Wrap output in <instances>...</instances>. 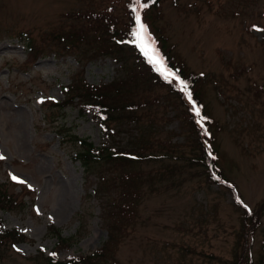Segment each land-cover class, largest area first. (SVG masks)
<instances>
[{"label": "rangeland", "instance_id": "374dc122", "mask_svg": "<svg viewBox=\"0 0 264 264\" xmlns=\"http://www.w3.org/2000/svg\"><path fill=\"white\" fill-rule=\"evenodd\" d=\"M93 1L0 0V187L25 202L23 209L1 211V226L24 232L26 238L13 250L9 244L4 246L0 264H35L27 257L38 250L47 254L55 247L49 224L65 237L78 238L70 248L58 249L59 259L90 254L108 239L100 212L106 194L87 197L93 194L98 177L73 159L75 146L57 130L64 128L66 135L74 133L96 147L109 142L112 132L124 146L129 135L139 134V126L120 124L123 119L111 121L112 128L107 130L93 118L92 110L80 113L74 104L56 113L48 102L40 104L36 99L43 95L61 100V87L78 77L91 84L110 83L121 74L120 63L110 55L78 63L70 55L40 54L26 64L27 48L17 37L23 33L24 39L30 37L41 45L45 33L66 28L73 21L64 14ZM159 2L157 8L147 11L143 22L147 29L161 31L189 70L205 77L203 100L222 126L216 142L219 164L245 203L257 205L264 197V115L254 95L257 89L264 92V0ZM249 24H255L251 32ZM128 90L124 98L134 102L157 94L161 98L159 104L135 111L141 120L139 131L148 130L147 119L157 116L153 129L148 130L151 139L161 140L172 132V141L184 142L181 121L167 119L178 112L174 105L169 107L175 98L165 100V90L157 86L147 92ZM160 118L164 119L160 122ZM163 160L175 168L161 179L152 177L160 161L135 164L134 169L143 176L136 222L119 243L116 261L109 264H223L231 255L236 239L233 231L239 225V209L231 195L217 185L205 184L197 174L191 175L196 170L184 160ZM9 175L25 183H14ZM150 176L152 183L146 181ZM23 187L30 194H24ZM262 212L264 223V209ZM260 240L258 232L256 257ZM203 253L218 259L209 261Z\"/></svg>", "mask_w": 264, "mask_h": 264}, {"label": "trees", "instance_id": "16d2710c", "mask_svg": "<svg viewBox=\"0 0 264 264\" xmlns=\"http://www.w3.org/2000/svg\"><path fill=\"white\" fill-rule=\"evenodd\" d=\"M141 3L148 4L147 8L139 9L141 17H146L147 11L157 8L160 2L151 0L149 3V0H141ZM136 8L132 0H105V2L94 0L85 8L64 14L73 21L66 28L61 27L45 33L44 35H47L41 38V45H36L30 37L24 39L23 33L17 36L27 48L26 64H30L31 60L40 54H53L56 57L70 55L75 57L78 63L89 59H102L110 55L120 63L121 74L110 83L94 85L78 77L70 84L61 87L64 94L61 100H48L40 96L38 98L40 104L48 102L51 108L56 109V113H62V109L74 104L78 105L80 113L92 110L93 118L107 130L112 128L111 121L123 119L120 124L126 123V126L130 128L136 124L139 126L137 129L139 134L129 135L124 146H120V142L113 138L114 133L112 132L108 134L109 142L96 147L88 139L74 133L66 135L63 133L64 128L57 130L61 133L63 140L67 139L75 146L73 159L79 161L88 174H96L98 177V184L92 189L93 194L87 197H95L101 195L102 192L106 194V199L100 201V212L102 226L107 229L108 239L90 254H77L66 259H59L53 252L45 254L39 250L27 259L35 264H109L115 262L114 255L119 243L127 238L129 229L135 225L136 208L143 195L141 190L143 184L141 177L143 176L134 169L135 164L160 161V167L152 177L158 175L161 179L175 168L163 159L177 158L195 168L196 171L190 173L191 175L197 174L205 184L217 185L228 192L232 197V203L239 209V225L233 231L236 239L231 255L221 262L223 264H264V224L262 221L264 197L257 205L252 207L247 205L235 182L225 176L219 164L220 153L216 142L222 126L210 114L203 100L206 79L201 73L187 68L185 60L176 53L174 46L168 43V39L164 38L161 31H156V27L152 31L149 30L150 28L147 29V39L151 42L148 44L149 50L153 49V46L159 50L160 55L157 54V58L160 63L153 65L148 62V57L136 47L128 35L135 26ZM251 29L252 24L249 26V31ZM261 40L264 45V36ZM157 67L159 71L156 70ZM181 80L186 81L188 85L183 90ZM151 86L165 90V100L170 97L175 98L169 107L175 106L178 112L167 119L177 118L181 121L184 142L172 141L174 134L172 132L161 140L151 139V132L148 130L153 129L154 123L159 119L157 116L147 119L145 126L148 130L141 128L139 131L141 120L135 111L142 107L150 108L154 104L157 105L161 98L157 94L150 99L142 97L134 102L124 96L131 87L134 90L147 92ZM255 87L257 88V85ZM188 92L192 95L191 100L188 98ZM254 97L255 101L259 102L260 113L264 115V92L257 89ZM195 107L199 108V115H196ZM163 119L160 118V122ZM156 145L159 149H156ZM152 177L150 176L146 181L152 183ZM23 190L24 194H30L28 188L23 187ZM5 192L0 187V211L7 212L14 208H25L23 199L12 198ZM1 222L0 217V259L4 255L6 244H9L13 250L14 244L24 242L26 239L25 235L16 229H2ZM48 228L50 235L56 239L53 250L69 248L78 243V238L73 240L74 236H63L61 230L54 225L50 224ZM80 230L81 227L76 231L80 232ZM258 232L261 233V240L256 257L254 244ZM203 256L209 261L218 259L213 254L203 253Z\"/></svg>", "mask_w": 264, "mask_h": 264}, {"label": "snow or ice", "instance_id": "6c2138e0", "mask_svg": "<svg viewBox=\"0 0 264 264\" xmlns=\"http://www.w3.org/2000/svg\"><path fill=\"white\" fill-rule=\"evenodd\" d=\"M150 2H151V0H149V3ZM132 4H135L137 6V8L135 9V17H134V25L135 26L128 33V35L130 38H132V41L138 45L141 52L146 57H148V62L153 64V65H158L160 63V60L157 58L156 50L154 48L149 50V48H148V44L151 42L148 41V39H147V26L144 23H142L141 14L139 11L140 8H147L148 4L147 3L142 4L141 0H132ZM130 7H131V4H130ZM121 42H123V41H121ZM156 70L159 71L160 70L159 67H157ZM165 79H167V77H165ZM177 79H179V77H177ZM180 83H181V85H183L182 90L188 87L186 81L181 80ZM187 95H188L189 100H191L192 99L191 93L188 92ZM194 111H195L196 115L200 114L198 107H195ZM197 123H200V121H197ZM0 159H3V157L0 156ZM11 178L14 181H17L19 183H25L24 180L18 178L15 175L11 176Z\"/></svg>", "mask_w": 264, "mask_h": 264}]
</instances>
